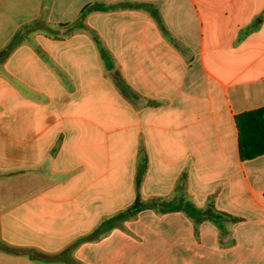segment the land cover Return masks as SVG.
<instances>
[{"label": "crops", "instance_id": "1", "mask_svg": "<svg viewBox=\"0 0 264 264\" xmlns=\"http://www.w3.org/2000/svg\"><path fill=\"white\" fill-rule=\"evenodd\" d=\"M42 17L0 55V264H264V0H0V52Z\"/></svg>", "mask_w": 264, "mask_h": 264}, {"label": "trees", "instance_id": "2", "mask_svg": "<svg viewBox=\"0 0 264 264\" xmlns=\"http://www.w3.org/2000/svg\"><path fill=\"white\" fill-rule=\"evenodd\" d=\"M99 9L96 4L89 5L85 7L78 19L77 24H83L85 17L91 11ZM47 20L42 17L36 21L25 25L10 41L8 46L0 52L2 57H5L11 48L18 42L24 39V35L33 29L40 28L41 26L47 24ZM105 58L109 60L108 55L104 51ZM238 131H239V150L242 159H251L259 155L264 154V107L246 111L239 114L236 117ZM142 206H152L158 208L160 211L164 212L172 208H178L176 202L174 201H160L155 200L147 204H136L134 208L124 212V216H132L136 213L138 209Z\"/></svg>", "mask_w": 264, "mask_h": 264}]
</instances>
